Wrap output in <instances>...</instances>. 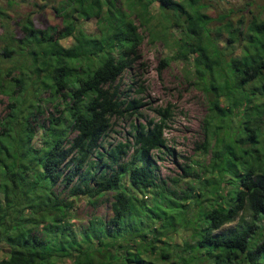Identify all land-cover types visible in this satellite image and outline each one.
Instances as JSON below:
<instances>
[{
	"label": "trees",
	"instance_id": "1",
	"mask_svg": "<svg viewBox=\"0 0 264 264\" xmlns=\"http://www.w3.org/2000/svg\"><path fill=\"white\" fill-rule=\"evenodd\" d=\"M207 7L67 0L54 7L61 24L27 17L10 35L0 56L12 61L0 60V96L8 99L0 116V264H264V19L252 15L241 31L222 16L210 27ZM152 11L176 38L157 70L171 60L189 64L185 77L204 94L195 150L211 153L206 165L175 160L164 135L172 104L142 121L144 99L130 95L141 66L138 30L159 36ZM45 107L52 111L43 125ZM119 119L130 121L127 137L107 143ZM155 151L171 155L180 174L162 177ZM60 183L66 197L55 192ZM108 194L110 217L76 223L77 202L94 206Z\"/></svg>",
	"mask_w": 264,
	"mask_h": 264
},
{
	"label": "rangeland",
	"instance_id": "2",
	"mask_svg": "<svg viewBox=\"0 0 264 264\" xmlns=\"http://www.w3.org/2000/svg\"><path fill=\"white\" fill-rule=\"evenodd\" d=\"M63 1L67 0H0V56L10 35H17L20 31L23 21L37 19L40 22L46 21L47 24H61L54 10V7H60ZM125 0H123L124 3ZM208 4L206 13L211 17L212 22L209 26L219 25L220 20L217 17L224 16L226 20H230L235 27H240L242 31L247 23L251 20L252 15H258L264 19L262 8L264 0H200ZM153 12V11H152ZM155 13V12H153ZM171 13V12H168ZM153 21L155 29L158 33L157 38H153L152 32L147 29H139L143 40L139 46L141 54V66L134 67L133 73L137 78L136 85L130 91L131 97H142L146 106L140 109L144 121L155 117V110L165 107L168 103L174 106L172 118L167 123L164 130L165 138L170 150L175 156L178 164H184L188 160H196L201 166L206 165L211 157V153L201 154L195 150L196 144L203 140L202 119L207 110V104L204 94L201 90L192 86L186 79L185 73L192 71V67L180 60H171L167 66L158 71V65L163 57L170 58L175 52V48L170 44L174 42V28L167 32L162 30V22L158 12L154 15ZM167 22L171 23L172 18L169 15ZM242 19L243 23L239 25L238 20ZM136 22V21H135ZM160 23V25H158ZM172 24V23H171ZM168 24V25H171ZM88 27L94 28L93 22ZM166 39L167 42L164 40ZM11 41V40H10ZM65 44H70L67 41ZM192 55V54H190ZM193 56V55H192ZM16 59V58H15ZM1 66L11 67L12 61L9 58H1ZM130 73L124 75V83H129ZM138 85L144 87L142 93L137 92ZM0 116L7 112L8 99L7 96H0ZM52 108H44V113L37 115L39 124H46V117ZM137 119H133L132 123H136ZM130 121L128 119H119L112 121V128L106 138L107 143H117L125 141L127 132L130 131ZM155 156L159 155L162 159H156L159 173L162 177H175L180 174L178 167L169 154L153 152ZM192 182V181H191ZM199 184L194 182V187ZM63 184L55 187V192L61 197L67 196V191L63 192ZM111 194L105 195L98 200L96 205H89L83 202H77L74 206V215L76 223L86 225L92 216L108 218L111 215L109 201ZM248 220V217H246ZM237 227V220L223 226L219 232H226ZM68 264V262H64Z\"/></svg>",
	"mask_w": 264,
	"mask_h": 264
}]
</instances>
